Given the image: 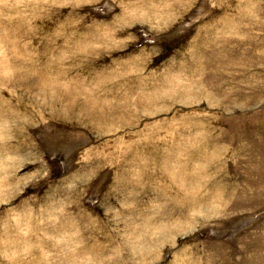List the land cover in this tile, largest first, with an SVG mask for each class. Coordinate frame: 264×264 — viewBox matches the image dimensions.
I'll return each mask as SVG.
<instances>
[{
    "label": "rangeland",
    "instance_id": "374dc122",
    "mask_svg": "<svg viewBox=\"0 0 264 264\" xmlns=\"http://www.w3.org/2000/svg\"><path fill=\"white\" fill-rule=\"evenodd\" d=\"M0 264H264V0H0Z\"/></svg>",
    "mask_w": 264,
    "mask_h": 264
}]
</instances>
